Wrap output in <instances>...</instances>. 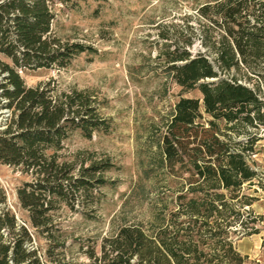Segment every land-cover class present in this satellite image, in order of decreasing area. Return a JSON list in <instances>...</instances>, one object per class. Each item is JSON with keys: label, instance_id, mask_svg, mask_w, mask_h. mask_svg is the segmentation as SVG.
Returning a JSON list of instances; mask_svg holds the SVG:
<instances>
[{"label": "trees", "instance_id": "obj_1", "mask_svg": "<svg viewBox=\"0 0 264 264\" xmlns=\"http://www.w3.org/2000/svg\"><path fill=\"white\" fill-rule=\"evenodd\" d=\"M198 13L210 25L203 27V45L213 58L192 56L189 39L172 48L165 44L164 55L173 82L184 91L197 89L202 97L179 98L153 134L152 164L171 178L188 175V188L173 198L176 210L168 219L158 216L148 232L124 223L102 241L99 254L88 252L90 264L243 262L228 240V229L240 218L222 191L235 199L243 184L256 177L247 161L255 142L250 136L244 142L233 140L219 122L231 124L233 131L264 126L263 88H248L236 76L253 74L264 82V0H210ZM54 18L53 0H0V108L8 114L0 130V164L29 177L16 191L19 208L27 213L24 224L0 188V264L53 262L52 252L64 242L55 236L59 228L51 213L62 205L71 211L83 206L96 188L106 185L105 173L113 168L108 159L77 165L59 154L72 132L89 138L108 131L96 100L85 91L58 92L52 81L28 87L19 74L65 68L82 53H96L53 38ZM226 74L231 78L222 77ZM233 214L235 221L230 220ZM257 233L251 228L246 234ZM41 236L49 243L43 255L27 246Z\"/></svg>", "mask_w": 264, "mask_h": 264}, {"label": "rangeland", "instance_id": "obj_2", "mask_svg": "<svg viewBox=\"0 0 264 264\" xmlns=\"http://www.w3.org/2000/svg\"><path fill=\"white\" fill-rule=\"evenodd\" d=\"M210 0H53L52 37L61 43H77L96 53H82L65 68L22 70L19 74L28 87L52 81L58 92H88L97 102L99 114L109 123L108 131L84 137L75 131L68 135L59 152L61 159L89 164L90 160L108 159L113 168L105 173L107 183L96 188L83 206L71 211L62 205L51 213L59 228L64 247L52 252L47 264H90L88 252L99 254L102 241L113 236L124 223L140 225L146 232L168 219L176 209L173 198L188 188V175L171 178L152 164L154 132L162 127L181 97L201 98L195 89L184 91L166 73L164 45L189 39L187 50L213 58L203 45V20L198 8ZM166 36L167 39H162ZM9 63L10 60H8ZM232 75V74H231ZM239 83L255 90L264 82L253 74H236ZM223 78H231L228 74ZM0 108V130L8 117ZM205 120L209 119L204 115ZM222 132L233 140H254L256 157L247 160L256 177L244 183L237 198L222 191L234 214L240 218L228 230V240L244 258L242 264H259L256 252L264 242L253 241L264 234V137L253 128L229 129L220 121ZM29 177L18 169L0 164V188L6 204L20 224L27 213L19 208L17 189ZM251 200V205L246 202ZM230 217L235 221L236 215ZM243 222V224H242ZM251 228L257 234L247 235ZM41 255L49 248L45 237H35L27 245ZM48 260V259H46ZM50 260V259H49Z\"/></svg>", "mask_w": 264, "mask_h": 264}, {"label": "crops", "instance_id": "obj_3", "mask_svg": "<svg viewBox=\"0 0 264 264\" xmlns=\"http://www.w3.org/2000/svg\"><path fill=\"white\" fill-rule=\"evenodd\" d=\"M252 236H255V235H252ZM253 239V241H259V242H264V234H261L260 236H259V238H252ZM256 256H258V263L259 264H264V244H263V248H262V250H260V251H258V252H256V254H255Z\"/></svg>", "mask_w": 264, "mask_h": 264}, {"label": "built area", "instance_id": "obj_4", "mask_svg": "<svg viewBox=\"0 0 264 264\" xmlns=\"http://www.w3.org/2000/svg\"><path fill=\"white\" fill-rule=\"evenodd\" d=\"M260 98V100L263 102V104H264V98H261V97H259ZM262 112L264 113V105H263V109H262ZM257 127L255 128L256 130H259L260 132H262L263 134L261 135V136H263L264 137V126H262V125H256ZM247 140V139H246ZM245 140V141H246ZM256 157V155H255V152L253 151V152H247V160H251L252 158H255Z\"/></svg>", "mask_w": 264, "mask_h": 264}]
</instances>
